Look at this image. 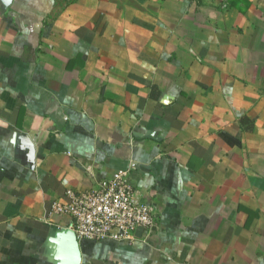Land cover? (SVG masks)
Here are the masks:
<instances>
[{"label":"crops","instance_id":"0c3cea01","mask_svg":"<svg viewBox=\"0 0 264 264\" xmlns=\"http://www.w3.org/2000/svg\"><path fill=\"white\" fill-rule=\"evenodd\" d=\"M120 168L154 225L79 239ZM0 264H264V0L0 1Z\"/></svg>","mask_w":264,"mask_h":264},{"label":"built area","instance_id":"2783aa9c","mask_svg":"<svg viewBox=\"0 0 264 264\" xmlns=\"http://www.w3.org/2000/svg\"><path fill=\"white\" fill-rule=\"evenodd\" d=\"M65 195L67 200L56 201L52 211L72 216L79 239L134 242L139 229L154 225L155 206L142 199L127 169L100 179L90 190L69 188Z\"/></svg>","mask_w":264,"mask_h":264},{"label":"water","instance_id":"95a60500","mask_svg":"<svg viewBox=\"0 0 264 264\" xmlns=\"http://www.w3.org/2000/svg\"><path fill=\"white\" fill-rule=\"evenodd\" d=\"M4 8H8L13 0H0Z\"/></svg>","mask_w":264,"mask_h":264}]
</instances>
